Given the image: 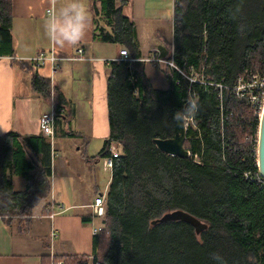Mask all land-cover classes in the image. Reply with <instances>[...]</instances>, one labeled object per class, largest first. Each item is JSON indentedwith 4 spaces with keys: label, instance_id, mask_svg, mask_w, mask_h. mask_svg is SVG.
Listing matches in <instances>:
<instances>
[{
    "label": "trees",
    "instance_id": "1",
    "mask_svg": "<svg viewBox=\"0 0 264 264\" xmlns=\"http://www.w3.org/2000/svg\"><path fill=\"white\" fill-rule=\"evenodd\" d=\"M99 1L95 14L104 27L98 37L125 47L135 62H112L107 79L109 136L98 158L110 142L118 144L120 156L93 238V264H216L213 253L224 264H264V184L245 179L258 173L259 121L255 108L231 91L239 77L264 72V0H174L173 51L165 60L184 76L170 69L165 90L154 89L145 76L134 23L120 10L127 0ZM11 20L12 0H0V57L13 55ZM32 83L49 97V81L35 75ZM192 94L200 106L186 129L189 156L162 153L153 140L173 136L172 112ZM44 138L0 137L3 220L30 216L47 197L52 156ZM29 153L40 158V168ZM12 173L25 179V190H13ZM174 210L198 218L206 229L196 234L183 222L151 225ZM59 261L89 264L85 256Z\"/></svg>",
    "mask_w": 264,
    "mask_h": 264
},
{
    "label": "crops",
    "instance_id": "2",
    "mask_svg": "<svg viewBox=\"0 0 264 264\" xmlns=\"http://www.w3.org/2000/svg\"><path fill=\"white\" fill-rule=\"evenodd\" d=\"M66 2L12 0L13 55L0 57V137L12 133L23 139L43 138L41 115L57 104L62 108L57 132L52 139L44 138L51 144V156L52 141L59 134L62 123L75 126L77 134L84 133L102 140L103 145L109 136L107 79L111 64L135 62L129 55L132 61H124L120 56V50L125 47L104 42L98 37V28L104 27L101 16L95 14V10L100 8L99 0H80L89 17V28L84 38L64 48L54 45L47 36L45 23L49 14L58 11ZM120 10L123 17L134 23L140 61L145 63L144 73L153 87L151 80H157L158 76L149 74L148 77L147 63L152 58L167 61L165 58L172 56L174 0H127ZM78 50L82 52L78 53ZM41 55L45 58L53 56L57 60L40 62ZM164 69L160 76L164 75L162 79L167 83L166 75L170 70ZM35 75L49 81V97L42 96L33 88ZM160 85L164 87L158 90L167 88L165 84ZM27 155L34 167L40 168V158L31 153ZM52 173L51 160L49 193L35 206L30 216L0 221V264H57L63 258L81 256L93 264V238L96 235L93 232L96 228L89 232L82 223L80 210H89L85 213L90 212L91 215L90 205L95 197L91 202L81 203L71 193L70 179L59 180L63 186L59 190ZM8 176L15 192L25 190L27 183L23 177L13 173ZM51 198L60 202L55 205V212L43 211L48 206L44 202ZM90 222L91 218L87 223Z\"/></svg>",
    "mask_w": 264,
    "mask_h": 264
},
{
    "label": "rangeland",
    "instance_id": "3",
    "mask_svg": "<svg viewBox=\"0 0 264 264\" xmlns=\"http://www.w3.org/2000/svg\"><path fill=\"white\" fill-rule=\"evenodd\" d=\"M147 64L148 77L149 74L158 76L157 80H151L154 84L153 87L162 89L164 85H160V83L165 85L167 83L163 81L162 76L164 75L160 76V72L166 70L164 69L166 67L169 70L173 68L168 64L153 61H149ZM192 75L193 78L199 81L202 80L198 73H193ZM157 82L158 84L156 85ZM101 147L102 140L84 133L77 134L75 126L62 123L59 128V134L52 141V175L56 177L55 182L58 189H63V186L59 184V180L63 181V178L68 177L71 182V193L74 199L80 200L81 203L91 202L96 193L105 192V186L109 182L110 176L102 170L97 157ZM45 203L49 206V211L53 213L56 210L55 205L60 202H54V199L51 198L47 199ZM85 211L89 210H80L82 212L81 219L88 216L91 218V222H82L83 225L88 228L89 232L92 228L97 229L101 225V220L91 216L90 212L86 214ZM44 215L46 216L47 214Z\"/></svg>",
    "mask_w": 264,
    "mask_h": 264
},
{
    "label": "built area",
    "instance_id": "4",
    "mask_svg": "<svg viewBox=\"0 0 264 264\" xmlns=\"http://www.w3.org/2000/svg\"><path fill=\"white\" fill-rule=\"evenodd\" d=\"M82 50H78V53H81ZM120 56L123 57L124 61H132L128 58L127 51L122 49L119 52ZM40 62H44L46 60L55 61L57 60L55 57L50 56L49 58H45V56L41 55L38 59ZM149 61L157 62V63H165L168 64L170 67L175 69L177 72H180L178 68L173 64V62L159 60V59H149ZM182 75L183 73L180 72ZM184 76V75H183ZM190 81H192L190 79ZM216 87L221 90L223 88L222 85H216ZM233 95L241 100L247 102L248 105L252 106L256 110V115L259 117L264 105V72L261 75H253L249 74L246 79L239 77L235 86L231 88ZM57 113H62V109L56 108L55 105H52L50 111L45 112L41 115L40 118V128L41 133L45 138L52 139L54 137V127H55V118ZM189 124V123H188ZM187 124V125H188ZM257 137L258 131L256 135L254 151L256 156V167L258 169V162H257ZM120 156V150L118 144L114 142H110L106 154L99 159L100 165L102 170L111 177L113 165L116 159ZM109 177V181H110ZM245 179H250L254 182H260L264 184V181L261 179L259 175V170L256 175L245 174ZM109 184V183H108ZM108 186L105 187V192H98L94 198L93 203L90 205L91 215L97 217L101 220H104L105 212H106V205H105V197L107 192ZM2 217H0V221ZM101 228L94 229V234H97ZM57 264H62L58 262Z\"/></svg>",
    "mask_w": 264,
    "mask_h": 264
},
{
    "label": "clouds",
    "instance_id": "5",
    "mask_svg": "<svg viewBox=\"0 0 264 264\" xmlns=\"http://www.w3.org/2000/svg\"><path fill=\"white\" fill-rule=\"evenodd\" d=\"M89 28V17L80 0H67L58 11L49 14L45 30L49 40L59 48L74 45L81 41ZM199 98L195 94L188 96L184 105L172 112V120L179 127L194 121L199 110ZM216 264H224L223 257L212 254Z\"/></svg>",
    "mask_w": 264,
    "mask_h": 264
},
{
    "label": "water",
    "instance_id": "6",
    "mask_svg": "<svg viewBox=\"0 0 264 264\" xmlns=\"http://www.w3.org/2000/svg\"><path fill=\"white\" fill-rule=\"evenodd\" d=\"M186 129L187 125L184 127H179L173 121V136L167 139H154L153 143L157 150L161 151L162 153L170 156L186 158L189 156V152L184 148ZM257 162L259 175L264 181V105L258 123ZM167 222L186 223L194 229L196 234H199L206 229V224L204 222L182 210L168 212L157 220H153L151 225Z\"/></svg>",
    "mask_w": 264,
    "mask_h": 264
},
{
    "label": "bare ground",
    "instance_id": "7",
    "mask_svg": "<svg viewBox=\"0 0 264 264\" xmlns=\"http://www.w3.org/2000/svg\"><path fill=\"white\" fill-rule=\"evenodd\" d=\"M179 70V69H178Z\"/></svg>",
    "mask_w": 264,
    "mask_h": 264
}]
</instances>
